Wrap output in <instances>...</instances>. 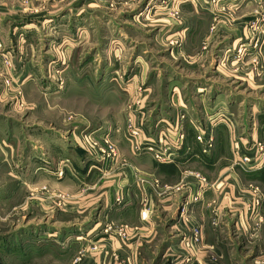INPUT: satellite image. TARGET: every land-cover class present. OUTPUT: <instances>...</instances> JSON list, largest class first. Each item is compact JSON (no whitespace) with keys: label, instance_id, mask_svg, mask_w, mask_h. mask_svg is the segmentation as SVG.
<instances>
[{"label":"rangeland","instance_id":"rangeland-1","mask_svg":"<svg viewBox=\"0 0 264 264\" xmlns=\"http://www.w3.org/2000/svg\"><path fill=\"white\" fill-rule=\"evenodd\" d=\"M221 1L206 4L235 19ZM252 2L247 36L228 46L177 1L0 0V264H264V17ZM76 143L108 165L101 183L42 173ZM124 163L139 169L132 209L118 203Z\"/></svg>","mask_w":264,"mask_h":264},{"label":"crops","instance_id":"crops-1","mask_svg":"<svg viewBox=\"0 0 264 264\" xmlns=\"http://www.w3.org/2000/svg\"><path fill=\"white\" fill-rule=\"evenodd\" d=\"M166 1L168 2L169 0H166ZM170 1L172 2L177 1L178 8L182 10L184 17H187V16L190 17L191 15V18H196L198 20V22L201 24L200 26L201 29L199 32L200 36L202 35L204 37H207L212 42L217 41L219 44L228 45V46L235 45L239 39L245 38L247 36V27H245V22L250 19H253V15H254V18L256 17V15L253 14V8L257 7V5H255L254 3L255 1L252 2L253 0H250L251 2L244 1V3L241 2L242 0L240 1L241 3L240 2L236 3L235 0H222L220 3L222 7H226L227 9H229V11H235V19L232 18L231 21L228 18H230L233 15L227 17L223 11L218 10L219 7L218 8L216 7V9L212 10L211 6H208L206 4L207 0H205V3L203 2V0H196L197 2H195V0H170ZM259 3H262V4L261 6H259L257 10H259V12H262L261 14L264 17V0H261V1L259 0ZM213 22L215 24H213ZM211 24H213V28L210 30L209 27ZM80 136L81 134L79 135L78 133L77 137L80 138ZM217 136L219 135H216V137ZM251 136H252V133H251ZM188 138L190 137L188 136ZM77 142H78V139H77ZM191 142H192L191 139H188V140L186 139L184 145L183 144L181 145L179 152L174 157L176 161L172 165L177 166V167L179 166L180 169L184 168V166L181 164H185L187 162L188 157H189V152L193 148H195V147L191 148ZM252 142H253V139H252ZM234 143H236L235 145H238L239 142L236 141ZM193 144L194 143L192 142V145ZM51 145H54L55 148ZM75 145H76L74 146L75 148H72V147L64 148L63 155L58 156V158L56 159L57 160L56 163H54L55 161L53 159H52L53 163L51 164H49L48 161H45L44 171L46 172H42V173H44L46 177H49V176L53 177L57 175L56 180L60 179L61 177L62 178L66 177L67 175H71L72 185H82V184L84 185L85 183H91V182L93 183V182H97L98 180H100L99 182L101 183L102 181L101 178L103 179V172L108 167V165L102 164V161H100L99 159L97 161L93 157L88 155L80 147L78 143H76ZM195 145L197 144L195 143ZM240 145L242 146L241 143ZM48 146L60 152V148H56L54 142H50ZM242 152L245 153L247 152V150H242ZM207 154L208 153H205L204 156L200 154L195 155V156L199 160H205L206 158H208ZM210 154L211 153H209V155ZM202 157L204 159H202ZM136 159L144 160V157L142 158V156H140V157H136ZM250 160L251 159L249 158L248 162H250ZM59 162L62 163V168H63L62 174L58 173L59 172L58 170ZM153 162L155 161H152V163ZM105 165H106V168H105ZM156 165H158V163H156ZM124 166L121 167V169L127 176V179H126L127 183L125 184V187L123 189V195L120 201H118V203H120L119 207L122 209L123 208L132 209L134 203H132L133 202L132 195H131L132 191L128 187L130 186L128 184H131V183H128V180L131 179L130 181L133 182L132 175H135V171L136 170L139 171V169L137 167H133L131 164L124 163ZM54 168L56 171V174L54 173L55 175L53 173H49V172H52ZM239 182L240 181L238 180L237 182L238 186L233 184L234 187L230 188V190H232L231 193L233 194V198L235 202H237L235 203L236 206L239 204V199L237 196L234 195L236 191L235 189L238 187L239 188L238 190L240 193V189L242 190V188H245L244 185L239 186ZM105 190L107 191L104 192V195H105L104 201H103L104 205L102 203L103 209L106 211L112 212L113 205L116 202V198H114L115 191H112L110 187ZM205 196H207V194ZM220 201L223 202L222 199H220ZM115 210H120V209L116 208Z\"/></svg>","mask_w":264,"mask_h":264},{"label":"built area","instance_id":"built-area-1","mask_svg":"<svg viewBox=\"0 0 264 264\" xmlns=\"http://www.w3.org/2000/svg\"><path fill=\"white\" fill-rule=\"evenodd\" d=\"M238 52H241V49L239 48L238 49ZM177 135H178V133H177ZM199 139L200 140H202V137L201 136H199ZM143 145H140V147H142ZM152 148H154L155 150H157V152H158V154L160 155L159 157H165V155H163V153H164V151L163 150H161V148L159 149V148H157V147H153V146H151ZM110 149V151H108V156L110 155V154H112V155H116L115 153H114V151L113 150H111V148H109ZM166 150H168L167 152H165V154L166 155H168V154H170V150L167 148ZM171 155V154H170ZM158 156V155H157ZM58 173H61L62 174V172L61 171H59ZM140 215H141V218L142 219H145L146 217H147V213H146V211L145 210H142L141 212H140ZM119 234L122 236V238H126L127 237V235H126V231L125 230H123V228H120L119 229Z\"/></svg>","mask_w":264,"mask_h":264}]
</instances>
